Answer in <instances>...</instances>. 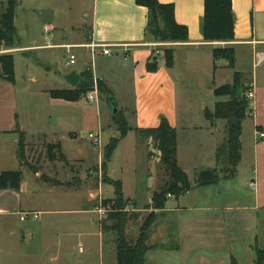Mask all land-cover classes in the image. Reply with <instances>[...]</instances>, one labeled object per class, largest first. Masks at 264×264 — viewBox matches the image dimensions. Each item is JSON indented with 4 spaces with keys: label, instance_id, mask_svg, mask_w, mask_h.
Returning <instances> with one entry per match:
<instances>
[{
    "label": "crops",
    "instance_id": "obj_1",
    "mask_svg": "<svg viewBox=\"0 0 264 264\" xmlns=\"http://www.w3.org/2000/svg\"><path fill=\"white\" fill-rule=\"evenodd\" d=\"M159 1L174 4L177 23L189 29L187 41L158 42L147 36L149 11L135 0H20L15 14L20 45L7 48L13 50L7 55L14 56L15 83L0 81V175L22 171L24 180L23 170L33 173L19 159V130L28 138L46 136L51 143L55 142L51 145L59 144L66 161H61L59 151L55 150L57 159H49L52 163L82 164V159L72 157L66 150L67 145L80 137L81 101L54 98L51 92L75 90L84 78L81 76L80 84L72 87L65 78L69 73L60 71L66 81L55 84L54 77L35 68V64H40L50 71L60 70V66L67 65L68 56L66 49L58 46L80 45L72 49L77 56L75 65L84 64L86 68L74 71L82 75L90 70L94 82L102 80L129 125L126 137L112 157L114 159L123 149L129 180L113 175L110 162L105 180L122 183L128 209L134 212L149 208L156 216L145 264H154L153 253H157V257L165 252L175 253L172 257L178 264H232L233 260L242 264L241 259L253 252L257 259L253 247L259 240L258 222L260 213L264 212V137L259 135L264 132V0H232L235 38L227 42L205 40L202 32L205 0ZM48 26L53 28L50 34L45 32ZM92 42L109 45L111 54H102L100 48L94 53L91 48L81 46ZM168 48L175 50L173 68L166 64L164 50ZM215 48H234L235 67H229L225 59H215ZM17 54H26L32 59L25 62L28 68L20 72ZM99 58L103 59L104 67L98 64ZM149 63L157 64V70L150 72ZM252 69L250 87L255 100L249 115V129L245 127L246 121L243 122L238 165L254 162L255 179L252 177L247 189L254 193L248 195L252 202L247 205L237 201L217 203L219 182L208 187H193L180 197L168 196L164 209H154L153 194L165 186L169 177L160 151L151 140L141 144L137 130L157 128L165 117L177 131L178 164L194 186L197 173L218 168L216 152L227 139L226 120L211 122L206 117V110L214 114L219 102L215 90L232 84L236 73L244 74ZM205 99L211 101L212 109L205 103L202 106ZM101 106L98 134L107 128L112 140L119 132L109 100ZM139 154H142L144 167L137 170ZM94 168L97 167L85 171ZM35 177L45 181L36 174ZM85 179L80 178L75 184L70 182V176L64 181L57 180L71 183L70 187L47 183L52 188L63 187L73 192L89 183ZM211 188H214L212 192ZM196 194L213 196L214 200L199 204L192 201ZM31 195L23 181L19 190L0 189V264H118L114 236L103 231L96 205L90 207L88 203L101 198V194L91 193L90 200L79 210L56 204L31 210L25 202L28 200L25 196ZM102 199L114 200L115 192L113 197ZM30 211L41 213L40 219L26 224L20 218L23 226L19 232L12 217ZM76 212L90 217L76 221L66 218ZM169 245L173 247H166Z\"/></svg>",
    "mask_w": 264,
    "mask_h": 264
},
{
    "label": "trees",
    "instance_id": "obj_2",
    "mask_svg": "<svg viewBox=\"0 0 264 264\" xmlns=\"http://www.w3.org/2000/svg\"><path fill=\"white\" fill-rule=\"evenodd\" d=\"M140 6L149 11L146 35L158 42H178L189 39V29L177 23L175 18L174 4H163L159 0H135ZM20 0H9L5 9L0 4V47L17 48L20 39L15 26L16 8ZM202 32L206 41H232L235 38V16L232 0H205V13L202 21ZM166 64L169 68L175 65V50L168 48L164 50ZM215 59H225L229 67L234 68L236 63L234 48H215L213 51ZM148 70H157V64L149 63ZM15 60L13 55H0V81L15 83ZM84 82L75 90H55L51 92L54 98L77 102L86 96L94 86L93 75L90 70L81 75ZM101 93L108 99L113 98L112 92L102 81H97ZM251 87H245L242 83V75L235 74L232 84L223 85L215 90L216 97L228 98L227 101H219L216 104L215 113L206 111V117L211 122L215 120H226L227 139L217 149V163H225L229 166L227 173L221 174L218 169L205 170L198 174L196 184L193 186L187 173L179 166L177 160V131L162 117L161 124L157 128L139 129L137 135L141 144L151 140L160 151L161 162L167 171L169 180L158 192L153 194L154 209H164L169 195L180 197L189 192L193 187H208L217 185L221 180L236 176L237 167L241 161V133L243 122L246 119V109L249 100L246 95ZM113 120L118 127V136L113 138L106 147L103 171L107 170V159L112 158L117 146L129 131L127 119L122 111L113 115ZM19 133V159L21 160L22 148L26 141L25 133ZM55 150L59 151V159L66 161L59 144L48 146L49 159H57ZM46 182L56 186H72L71 183H63L51 180L43 176ZM23 181L22 171L4 172L0 175V189L19 190ZM115 188V211L108 215L107 221L102 223L105 233L114 236L117 247L118 264H145L146 253L149 250L151 237V226L155 221L153 214L151 220L146 222L139 237L134 240L127 236L128 224L132 221L126 211L128 201L125 200L122 183L109 178L105 180ZM79 186V184H76ZM108 201V200H106ZM257 259L254 264H264V249L256 247ZM232 264H238L236 260Z\"/></svg>",
    "mask_w": 264,
    "mask_h": 264
},
{
    "label": "rangeland",
    "instance_id": "obj_3",
    "mask_svg": "<svg viewBox=\"0 0 264 264\" xmlns=\"http://www.w3.org/2000/svg\"><path fill=\"white\" fill-rule=\"evenodd\" d=\"M9 0H0L1 7L3 9L6 8ZM21 34H23L21 29ZM27 37V36H25ZM264 50V48H262ZM13 50H9L7 48L0 47V55H7L11 54ZM21 55V56H19ZM31 58L24 54H17L16 56V63L18 66L19 72L22 70L27 69L28 67L25 65L26 61L31 62ZM98 64L101 67H104L103 65V59H98ZM62 62V59L59 60ZM36 66V67H35ZM35 68L37 70H43L48 73L50 77H54V83L55 84H64L65 78L64 75H60V71H65V73H70L74 70H81L84 64H78V65H62L60 66V70H57L53 68L51 71L48 70L45 67H42L40 64H35ZM31 69V67L29 68ZM262 68L258 70L259 74ZM50 71V72H49ZM29 73V72H28ZM254 70H250L247 73L241 74L242 75V83L247 85V87H250V82L253 79ZM63 76V77H62ZM90 92V91H89ZM88 92V93H89ZM87 93V95H88ZM87 95L82 97L80 100V122H79V128L78 133H80L79 140H75L76 142L67 145L66 150L69 155L72 157H75L76 159H82L83 162L80 164L79 162H70L67 161L66 163H52L49 160L48 157V146L51 144H54L55 142L51 143L46 136H36V137H26V141L24 144V147L22 148V155H21V163L25 166V168L30 169V171L24 172V184L29 188V192L33 195L26 197L28 200L25 202L29 205L28 207L31 208V210H37L39 208H44L47 205H58L63 206V208H70L74 210H79L81 206H83L87 201L90 200V195L95 194L96 196H99L101 194V198H109L114 196L115 189L112 185H109V183H105V172L103 171V162L105 159V152L106 147L110 144L111 140L109 139V132L108 129L105 128L103 132H101V145L98 147L94 145L90 140H88L89 133L98 134L99 131V122L101 121L100 117V107L101 104L108 103L109 100V107H111L110 99H104L102 95H100V102L99 103H92L89 102L87 99ZM224 99H228L225 97H217V100L222 101ZM214 100V99H213ZM204 103L210 108H213V104H211L210 100H203L202 106ZM251 107L252 104L249 102L248 107L246 109V119H245V127L246 129H249V126H251V117L249 116L251 113ZM208 111V110H206ZM105 116V115H104ZM107 118H109V115L107 114ZM105 120V117H104ZM216 121V120H215ZM83 138V139H82ZM148 142V141H147ZM152 142V141H151ZM153 143V142H152ZM153 145H155L153 143ZM123 156V149H120L114 159L110 158L107 159V165H111L113 175L116 177H124L127 178V182L129 180V174L130 171L124 162L125 159L122 158ZM113 157V156H112ZM142 154H139V157L137 158L136 169L138 170L139 167H144V163L142 161ZM112 159V161H111ZM127 161V160H126ZM82 165V166H81ZM218 170L221 172V174H224L227 169H229V166L225 163H218ZM62 167L64 169H62ZM90 167H97L94 169H91L89 171H85V169H88ZM98 167H100L98 169ZM248 167V168H247ZM254 162L250 165L242 164L240 167H237V176L230 177L228 179H223L220 181V184L217 189V195L215 197L217 203H225L230 204L234 201H237L240 205H247L252 202L250 199V196L248 195H254V193H251V190H247L250 188V183L252 182V177L255 179V173L253 172L254 168ZM165 172V171H164ZM227 173V172H226ZM35 174L43 178V176H47L50 178H54L57 180H67L70 176L71 183L75 184L77 181L81 178L89 183H84L80 190L77 191H70L66 190L63 187L60 188H52L51 184H48L44 180H37L35 177ZM198 177V173L196 174ZM99 182V183H97ZM97 183V184H96ZM166 185V184H165ZM164 186V185H163ZM68 187V186H67ZM220 188V189H219ZM210 190V189H209ZM214 190V188H211V191ZM254 192V191H252ZM247 194V195H246ZM101 198L96 199L95 201H89V206L93 207L94 204L97 206L100 205L101 202L105 205H111L113 209H115V203L112 200H101ZM204 204L207 202H211L214 200L213 196L209 195H194L192 196V201ZM128 215L133 217L132 221L128 224L127 228V236L130 239L136 240L140 235V230L142 226L148 221L151 220L150 216L153 214L156 221V216L149 208L143 210V211H132L131 209L127 208ZM111 213V212H110ZM108 213L104 217H100L98 214V218L101 223L107 221ZM90 217L89 214L86 213H73L66 216V218L70 220H81L82 218L84 220H87ZM260 220L258 222V233L259 240L257 244L253 247L256 250V247L260 249H264V212L260 213ZM59 218V216L57 217ZM56 218V219H57ZM12 221L16 223V227L19 230V232L22 229L23 224L20 222V215L16 217H12ZM31 220L26 221L28 224ZM154 221V223H155ZM153 223V225H154ZM153 225L151 226V229L153 228ZM110 234V233H109ZM111 237L113 236L110 235ZM254 245V244H253ZM166 247H173V245H169ZM160 249V248H158ZM174 250V248H173ZM159 251V250H156ZM172 251V250H171ZM148 253V251H147ZM146 253V255H147ZM154 255V264H178L177 259L173 258L172 256L175 253H159V255L156 257L155 255L157 253H153ZM254 254V255H253ZM247 254L246 258L241 259L242 264H250L254 263L256 261L255 252L252 253V255Z\"/></svg>",
    "mask_w": 264,
    "mask_h": 264
},
{
    "label": "built area",
    "instance_id": "obj_4",
    "mask_svg": "<svg viewBox=\"0 0 264 264\" xmlns=\"http://www.w3.org/2000/svg\"><path fill=\"white\" fill-rule=\"evenodd\" d=\"M53 28L51 26H48L45 29V32L47 34H50L52 32ZM80 45H60L58 47H64L66 49V53L68 56V61H67V65L69 66H73L77 63V56L74 53V51H72L73 48L75 47H79ZM81 46H86L88 48L92 49V52L96 53L97 49H102L101 52L104 55H110L111 54V47L107 44H97V43H90V44H86V45H81ZM100 95L101 92L98 88V84L97 82H94V86L92 87V89L90 90V92L87 95V99L89 102L92 103H99L100 102ZM247 99L250 101L251 104H253V101L255 100V93L254 91L250 88L247 92L246 95ZM260 137L263 138L264 137V132H260L259 133ZM101 135L100 134H94V133H89L88 135V140H90V142H92L94 145L96 146H100L101 145ZM170 197L172 195H169ZM115 211V209L112 208L111 205H105L103 204V202L100 203L99 206L96 207V213L100 216V217H104L106 216L108 213ZM126 211L127 208H126ZM20 218L22 221H27V220H39L41 213L39 212H34V211H30V212H22L20 213Z\"/></svg>",
    "mask_w": 264,
    "mask_h": 264
},
{
    "label": "water",
    "instance_id": "obj_5",
    "mask_svg": "<svg viewBox=\"0 0 264 264\" xmlns=\"http://www.w3.org/2000/svg\"><path fill=\"white\" fill-rule=\"evenodd\" d=\"M65 78L72 87H77L80 84L81 75L78 74L76 71H73L67 74ZM110 104H111V115L113 116L119 112V107L114 98L110 99Z\"/></svg>",
    "mask_w": 264,
    "mask_h": 264
}]
</instances>
